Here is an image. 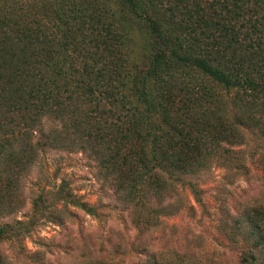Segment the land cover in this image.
Returning a JSON list of instances; mask_svg holds the SVG:
<instances>
[{"label": "trees", "instance_id": "trees-1", "mask_svg": "<svg viewBox=\"0 0 264 264\" xmlns=\"http://www.w3.org/2000/svg\"><path fill=\"white\" fill-rule=\"evenodd\" d=\"M248 146L264 152V0H0V242L21 244L66 206L98 215L62 180L16 218L46 150L89 153L142 231L162 215L148 214L154 196L193 192L213 168L248 172ZM254 163L264 171V153ZM255 241L242 238L240 264H261Z\"/></svg>", "mask_w": 264, "mask_h": 264}, {"label": "rangeland", "instance_id": "rangeland-1", "mask_svg": "<svg viewBox=\"0 0 264 264\" xmlns=\"http://www.w3.org/2000/svg\"><path fill=\"white\" fill-rule=\"evenodd\" d=\"M129 27L135 33L127 32L123 46L134 56L142 50L143 38ZM261 153L248 146L246 173L213 168L192 179L193 192L178 185L161 198L154 196L148 214L152 216V207L160 204L162 215L141 231L132 214L115 202L89 153L46 150L25 179L26 204L16 218L24 219L29 201L42 188L56 189L62 180L75 195L95 205L98 215L66 206L62 221H44L21 244L0 242V253L7 264H240L241 240L250 235V244L256 238L259 261L264 264V210L259 214L260 236L251 235L249 223L251 208H264V171L254 163Z\"/></svg>", "mask_w": 264, "mask_h": 264}]
</instances>
